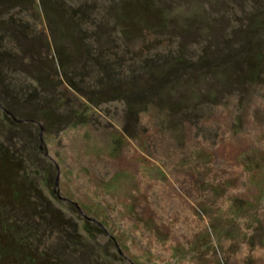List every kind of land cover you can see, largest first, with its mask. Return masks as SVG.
Returning a JSON list of instances; mask_svg holds the SVG:
<instances>
[{"label": "rangeland", "instance_id": "1", "mask_svg": "<svg viewBox=\"0 0 264 264\" xmlns=\"http://www.w3.org/2000/svg\"><path fill=\"white\" fill-rule=\"evenodd\" d=\"M128 1L135 0H17L21 5L0 7V18L12 16L27 24L28 33L23 32L30 40L3 35L1 50L36 74L33 55L46 58L65 51V70L76 86H62L60 103L53 104L46 93L36 99L39 110L59 106L57 114L66 120L62 127L43 121L26 125L28 119L23 126H8L0 109V144L7 147L10 140L22 152L41 206L76 223L89 259L99 261L100 255L105 264H264V59L258 85L232 83L221 90L217 81L189 82L203 104L193 116L173 120L175 125L155 101L138 118H127L124 102L110 101L99 87L98 64L78 47L86 44L98 61L102 51L110 54L105 58L110 63L121 57L125 64L139 65L146 57L176 53L182 41L170 18L157 34L132 32L131 21L140 15ZM150 1L171 18L179 12L209 16L229 41L234 31L260 26L246 23L254 16L264 24V0ZM42 2L54 12L44 11ZM120 11L129 17L123 26L117 23ZM72 13L75 18L69 16L67 26L59 24ZM156 19L150 23L165 22ZM122 28L129 39L121 36ZM196 39L182 42L188 58L207 46L206 39ZM255 39L264 42V32ZM27 84L19 78L18 86ZM189 88L180 87L183 94ZM209 90H219L218 96L210 100ZM193 102L190 97L188 103ZM24 103H19L22 108ZM43 230L38 244L53 247L57 237Z\"/></svg>", "mask_w": 264, "mask_h": 264}, {"label": "trees", "instance_id": "2", "mask_svg": "<svg viewBox=\"0 0 264 264\" xmlns=\"http://www.w3.org/2000/svg\"><path fill=\"white\" fill-rule=\"evenodd\" d=\"M16 1L0 0V7L11 5L10 2L21 5ZM217 1L213 0L212 4ZM131 2L136 5L134 8L140 15L131 21V24L135 25L132 31L134 33H139L138 30L141 29L145 33L157 34L162 25L165 26V23L169 22V18L174 19V29L182 40L176 53L169 52L146 57L138 62L139 65L125 64L120 57L119 60L115 59L113 64L105 59L109 53L101 54L102 51H99L98 61L91 56L90 48H87L86 44L82 48L78 47L79 44L73 46L75 51L78 47L80 51L85 52L86 58L92 59L98 64L99 87L104 88L105 95L110 101L124 102L127 107V118L131 116H134V119L138 118L139 113L148 109L153 101H155L154 106L163 113L166 121H172V125H175L173 120L179 119V117L193 116L203 103L200 101L199 94L196 95V91L188 85L189 82L206 84L210 81H217L222 87L221 90H227L228 87L231 88L236 84H240L242 87L258 85V80L262 77L261 63L264 59V42L260 43L255 39V36L264 32L262 29L264 24L261 26L262 24L256 23L257 16L246 20V23L248 24L250 21L251 24L260 26L253 30L248 26L244 30L234 31L232 40L234 41L238 37L239 41L231 44L233 41H229L225 31L219 29L220 25H212L209 16L205 18L204 15L194 12L184 15L179 12L174 14V18H171L173 15L167 16L163 9L154 7L149 0L128 1V3ZM208 2L211 1L208 0ZM42 8L49 14L54 12L44 2H42ZM120 12L117 16V23L119 22L120 26H123L128 23L129 17L125 15L124 11ZM69 16L75 18L73 13L65 14V18L59 24L67 26L68 21L72 19ZM154 16L157 21L165 22L157 23L155 26L152 22L150 23ZM0 21V40L3 35H10L16 41L17 39L21 41L29 39L28 35L24 34V32L28 33V29L23 20L8 16L5 19L0 18ZM99 29L102 27L100 26ZM16 32L17 35H21V39L16 36ZM128 32L125 28L121 29V36L125 35V40L130 38ZM193 36L197 38L196 41L198 38L206 39L207 46L199 55L188 58L185 53H182L186 51L182 48V42ZM98 38L99 35L95 38L97 42ZM29 51V48L23 50V54L28 55ZM43 59L47 63H45L47 65L45 68H43ZM18 61V58L11 56L10 52L2 51L0 47V64H2L0 69V109L2 118L8 126H23V120L28 119L29 122L26 125L33 124L34 121H43L48 126L62 127L66 120L61 114H57L58 105L55 104L56 110H39L40 106L35 102L40 93H46V96L52 98L53 104L60 103L63 97L61 89L63 91L64 86L65 89L68 87L76 89L71 74L65 70L69 63L67 54L65 51L56 50L46 58L42 55L35 57L33 55L32 63L35 64V70L36 67L39 69L38 74L33 70V67L23 65V62L19 64ZM185 76L189 77L185 79L184 84H181ZM19 78L28 84L18 86ZM181 85L183 88L190 87L185 90L184 94L187 95L185 98H183L185 96L182 93L183 89H180ZM209 91L212 93L208 92L211 96L210 100L215 99L219 94V90ZM190 97L192 102L194 101L191 104L188 103ZM202 99H206V97L202 96ZM20 101L25 102L26 108H22L19 104ZM139 122L136 120L137 124ZM124 130L126 132V128ZM129 133L128 131L127 135ZM8 142L7 147H4V143L0 144V264H82L80 259H85L84 262L87 264H105L100 255L99 261L86 256L87 252L82 249V238H77L78 230L74 221L65 218L58 210L41 206L42 201L39 200L41 197L34 183L35 180L29 174H25L28 172L26 159H22V152L15 148V144H12L10 140ZM17 217L23 218L17 220L15 219ZM96 229L103 232L100 225H97ZM40 230L57 237V242L53 247L45 249L40 247L38 244L41 239ZM69 230L71 232H68ZM86 230L89 229L86 227Z\"/></svg>", "mask_w": 264, "mask_h": 264}, {"label": "water", "instance_id": "3", "mask_svg": "<svg viewBox=\"0 0 264 264\" xmlns=\"http://www.w3.org/2000/svg\"><path fill=\"white\" fill-rule=\"evenodd\" d=\"M41 130L43 131V129L41 128ZM40 142H41V144H40V149L42 150V146H43V140H42V134L40 135ZM78 210H79V208H78Z\"/></svg>", "mask_w": 264, "mask_h": 264}]
</instances>
